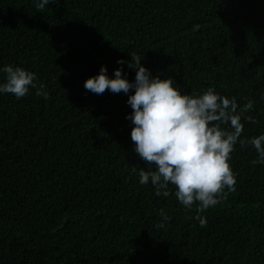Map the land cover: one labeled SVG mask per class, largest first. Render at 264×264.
Listing matches in <instances>:
<instances>
[{
    "label": "trees",
    "instance_id": "obj_1",
    "mask_svg": "<svg viewBox=\"0 0 264 264\" xmlns=\"http://www.w3.org/2000/svg\"><path fill=\"white\" fill-rule=\"evenodd\" d=\"M37 2L0 0V68L35 72L49 93H0V264H264V164L251 145L231 154L236 190L198 213L174 186L158 197L139 183L133 169L152 166L131 140V92L84 88L101 66L134 81L135 53L182 93L213 87L238 110L253 100L241 138L264 133V0Z\"/></svg>",
    "mask_w": 264,
    "mask_h": 264
},
{
    "label": "clouds",
    "instance_id": "obj_2",
    "mask_svg": "<svg viewBox=\"0 0 264 264\" xmlns=\"http://www.w3.org/2000/svg\"><path fill=\"white\" fill-rule=\"evenodd\" d=\"M50 0H38L37 12H43ZM129 68H136L134 81L122 75L117 68L114 78L107 75L106 66H101L97 75L84 82L86 91L102 95L105 91L128 95L127 103L132 112L127 119L134 125L131 140L138 157L151 168H134L139 183L154 186L156 196L168 197L169 185L174 186V195L187 209L196 206L198 213L221 203L236 190V174L232 169L231 154L237 143L243 148L251 145L257 153L253 165L264 164V133L251 138H241L245 121L256 123L255 117L245 115L254 108V101L239 107L235 96L229 98L208 87L202 93H182L173 85V78L161 79L152 76L141 64L142 57L130 53ZM123 64V60H118ZM4 82L0 93L21 99L36 89L37 96L48 98L45 85L38 83L36 73L22 66L6 64L0 68ZM134 90V91H132ZM264 99V97H262ZM164 221L170 219L160 209ZM201 227L207 221L201 215L195 217ZM163 223L157 227H163Z\"/></svg>",
    "mask_w": 264,
    "mask_h": 264
}]
</instances>
